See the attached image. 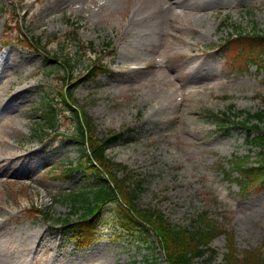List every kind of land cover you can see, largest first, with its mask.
<instances>
[{
	"label": "rangeland",
	"instance_id": "obj_1",
	"mask_svg": "<svg viewBox=\"0 0 264 264\" xmlns=\"http://www.w3.org/2000/svg\"><path fill=\"white\" fill-rule=\"evenodd\" d=\"M14 10L21 13L17 18ZM17 27L38 43L70 39L52 42L47 58L19 44ZM238 28L264 34V0H0V164L23 155L29 178L20 184L13 175H0V264L165 261L154 233L144 242L114 224V205L81 251L54 222L71 211L62 198L86 183L78 174L55 177L80 158L71 134L74 119L62 114L49 136L43 129V105L53 96L60 100L65 87L56 63L62 58L77 79L69 86L73 97L67 96L94 122L97 137L126 133V141L106 155L133 172V183L145 180L140 209L159 210L176 227L194 226L205 212L233 233L240 255L258 249L264 259V187L245 195L226 175L234 156L255 163L259 155L237 113L264 110L260 61L244 66L224 54L225 41ZM72 36L102 56L113 45V59L105 56L113 73L80 82L95 54L78 53ZM20 88L26 92L5 104ZM210 112L227 113L224 130L215 128ZM35 208L43 216L49 212L53 223ZM228 235L212 243L213 262L198 264H224Z\"/></svg>",
	"mask_w": 264,
	"mask_h": 264
},
{
	"label": "trees",
	"instance_id": "obj_2",
	"mask_svg": "<svg viewBox=\"0 0 264 264\" xmlns=\"http://www.w3.org/2000/svg\"><path fill=\"white\" fill-rule=\"evenodd\" d=\"M73 40L79 44L78 51L82 53L85 48L81 41H78L75 36ZM19 42L27 47L33 44L23 35L19 36ZM224 46V54L232 63L241 65L243 62L245 66L250 62L260 61L259 66L264 70L263 33L259 31L251 33L238 28L225 41ZM48 47L38 46L37 51L48 54ZM87 49L94 52L93 45L88 46ZM100 59L101 57L97 58L94 64L87 66L84 82H92L101 74L108 73ZM58 62L60 65H66L64 69L67 76L63 80H68L70 85L74 75L70 70L71 66L62 60ZM71 95L72 93L69 92L70 97ZM61 96L66 113L74 119L73 133L76 134L74 139L81 150V157L77 165L66 166L60 176L67 180L78 174L86 183L62 198L61 202L70 204L71 211L68 212L67 218L54 222L66 228L75 246L83 249L89 245L95 224L100 223L105 209L114 205L117 208L114 223L131 237L139 234L144 238V242H148L150 233L157 236L165 254L164 264H198L200 260L205 259H208L210 263L213 262L216 252L211 244L220 235H228V231L219 227L205 212L195 219L194 226L176 227L171 225L161 211L140 209L138 199L145 191L143 187L145 180H137L133 183L131 180L133 172L123 164H117L112 159H108L106 155L109 148L126 141L124 139L126 133L124 131L110 132L102 138H97V130L91 118L82 115V111L70 103L66 94ZM57 106L59 104L54 103L44 106V119L49 131H52L53 126L59 121ZM209 117L216 119L217 115L210 112ZM221 117L222 119L216 121L217 129L224 128L229 120L227 113H222ZM237 117L242 118L241 124L247 131L248 144L256 147L260 152L256 164L251 163L248 158L235 156L230 161L231 167L226 171L228 180L235 177L242 191L247 195L252 189L264 187V110L257 114L242 111L237 113ZM120 171L123 172L121 178L118 176ZM47 215L49 212L46 213ZM49 219L53 222L51 217ZM233 236V233L227 236L228 253L224 255V264H264L262 254L257 249L246 251L241 257Z\"/></svg>",
	"mask_w": 264,
	"mask_h": 264
},
{
	"label": "bare ground",
	"instance_id": "obj_3",
	"mask_svg": "<svg viewBox=\"0 0 264 264\" xmlns=\"http://www.w3.org/2000/svg\"><path fill=\"white\" fill-rule=\"evenodd\" d=\"M29 91H28V93H29ZM23 92H26V89L20 88L19 91L16 92L15 96L12 98H9V100H7L5 102V104L9 103V101L13 100V98H15V97H18ZM7 143H9V142H7ZM11 156L12 157H11L10 161H8V164H10L9 166H8V164L7 165H1L0 164L1 165L0 166V175H2V177H7L10 175H13V177L16 179L17 183L23 184L24 179H29L28 175L25 174L26 170L24 169V164L20 163L23 159V155L21 156L19 154L14 153ZM2 159L3 158H1L0 163L5 161V159H3V160Z\"/></svg>",
	"mask_w": 264,
	"mask_h": 264
}]
</instances>
